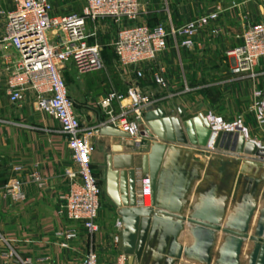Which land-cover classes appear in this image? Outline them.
<instances>
[{"label": "crops", "instance_id": "0c3cea01", "mask_svg": "<svg viewBox=\"0 0 264 264\" xmlns=\"http://www.w3.org/2000/svg\"><path fill=\"white\" fill-rule=\"evenodd\" d=\"M51 1L57 15L78 13L84 7L83 0ZM140 3L142 14L139 23L151 27L163 24L168 30L171 24L180 28L194 19L220 12L218 21L196 38L197 45L193 50L178 52L170 43L169 49L159 56L153 68L146 71L141 89L144 96L155 102L154 109L161 110L168 118L180 120L189 115L206 118L210 113L225 121L242 118L251 140L264 145V134L254 113V93L264 89V60L256 66L255 77H245L234 73L235 60L228 56V52L240 43L238 36L251 25L264 21V0H140ZM8 9H12L11 2ZM5 27L6 21L0 18V35ZM2 66L3 60L0 59V69ZM154 69L164 72L167 88L156 84ZM5 89L1 84L0 264H21L20 260L30 264H80L90 250L97 253L101 264H115L123 252L112 242L114 224L120 220L114 202L115 175H120L118 184L129 185L128 156L132 154L136 174L129 186L134 195L130 205H138L142 181L150 177L142 172V158L148 156L154 146L165 144L157 137L151 138V131L146 126L150 138H145L144 149L136 153L127 151L123 158H119L109 149L126 144L125 140L100 134L92 139L93 173L99 185L103 183L102 190L103 187L105 189L99 217L101 229L94 236L81 231L76 242L69 248H63L64 240L59 235L70 226L65 215L66 173L79 168L73 162L59 122L39 112L35 96L27 93L14 106L7 99ZM73 102L79 109L77 113L85 129L97 130L108 121V117L102 119L99 109L90 102L76 98ZM15 168L24 170L22 178L26 199L20 204L4 195L6 185L15 176ZM162 171L164 178L155 181L152 189L153 200H157L160 209L177 211V215L187 218L205 216L217 220L222 228L243 224L244 219L254 213V194L264 191V163L257 165L255 161L213 151L204 152L182 145L167 146ZM34 172H39L46 181L45 188L32 182L30 175ZM180 186L182 190L178 192ZM248 225L250 227L252 222ZM160 232L152 233L150 230L141 235L139 264H144L149 258L156 260V264H166V259H170L171 238L165 241L164 231L161 229ZM249 233L252 235V231ZM214 240L209 253L210 264H231L224 257L230 237L220 232L215 234ZM196 243L190 226L185 224L178 238L179 247L189 250ZM249 244L254 252L255 245L246 241L239 264ZM157 251L160 252L159 257L156 256ZM166 253L167 256L164 255ZM179 262L206 264L184 255Z\"/></svg>", "mask_w": 264, "mask_h": 264}, {"label": "built area", "instance_id": "2783aa9c", "mask_svg": "<svg viewBox=\"0 0 264 264\" xmlns=\"http://www.w3.org/2000/svg\"><path fill=\"white\" fill-rule=\"evenodd\" d=\"M11 2L12 9H8ZM84 7L78 13L57 15L51 0H0V18L6 21L5 31L0 35V85H5V95L16 106L23 96L32 93L39 112L58 121L64 134L73 162L78 171H67L68 191L64 196L65 215L70 226L59 235L63 248L79 239L86 231L90 236L100 232L99 217L103 209L102 193L92 168V139L99 136L105 126L120 129L130 136L127 144L145 145V108L155 107V102L144 96L141 81L146 71L156 63L173 43L175 49L193 50L201 32L218 21L220 12L194 19L180 28L171 24L151 27L139 23L142 14L140 0H83ZM107 33L108 45L115 53L117 64L123 74L131 77L125 93L112 90L98 103L108 121L97 130L83 127L75 104L70 97L64 72L72 65L82 75L102 71L105 68L100 34ZM240 43L228 52L234 58V73L255 77L254 71L264 60V21L247 28L237 38ZM154 80L161 88H167L163 71L154 69ZM1 95V94H0ZM254 113L260 131L264 134V89L254 93ZM214 134L220 132L240 133L247 141L249 129L242 118L225 121L213 113L206 117ZM141 125L145 126L141 130ZM215 137V135H214ZM255 142V141H253ZM259 148L264 145L255 142ZM144 149V148H143ZM23 168L14 169V177L4 189V195L14 203H23ZM40 188L46 181L39 172L30 175ZM152 180L142 181L138 205L152 207ZM121 220L114 224L113 245L122 248ZM21 264H30L20 260ZM78 264V263H72ZM80 264H101L94 250H90ZM115 264H128L127 257L119 254Z\"/></svg>", "mask_w": 264, "mask_h": 264}, {"label": "water", "instance_id": "95a60500", "mask_svg": "<svg viewBox=\"0 0 264 264\" xmlns=\"http://www.w3.org/2000/svg\"><path fill=\"white\" fill-rule=\"evenodd\" d=\"M145 124L151 131V138L157 137L164 146H154L148 156L142 158V172L149 175L152 185L159 179L164 178L162 164L166 154L167 146H187L199 149L201 151H213L224 155L234 156L240 160L255 161L257 165L264 163V149L258 147L253 141H247L240 133L220 132L214 134L211 126L202 115H189L185 118L172 119L168 118L161 110H155L149 106L145 108ZM141 130L145 129L141 125ZM100 135L106 138H116L128 140L130 136L120 129L105 126L101 129ZM215 135V137H214ZM139 146L123 144L118 147L110 148L109 151L123 155L129 151L136 153ZM129 185L120 181V175H115V205L118 208V216L124 225L122 232V249L123 254L128 259V264H139L142 242H140L143 232L164 231L165 241L171 238L168 264H177L182 260L183 255L189 259L196 258L200 262L210 264V251L214 245L216 233H223L230 237L228 250L225 258L231 264H239V256L242 253L244 244L249 241L255 245L252 254V264H264V211L256 229L255 235L249 233V223L252 214H249L243 224L231 225L222 228L217 220L205 216H193L187 218L177 215L176 212L160 209L157 200H153L152 207L147 208L140 205H130L133 199V190H130V182L134 180L136 171L134 168L135 157L129 154ZM122 160V159H120ZM120 185V186H119ZM153 189V186H152ZM182 190V186L177 190ZM178 194V201H180ZM254 212V209L253 211ZM190 226L191 235L197 243L194 248L184 250L178 245V238L184 230V225ZM166 243V242H165Z\"/></svg>", "mask_w": 264, "mask_h": 264}, {"label": "rangeland", "instance_id": "374dc122", "mask_svg": "<svg viewBox=\"0 0 264 264\" xmlns=\"http://www.w3.org/2000/svg\"><path fill=\"white\" fill-rule=\"evenodd\" d=\"M100 41L105 49L103 54L105 68L99 72L82 75L77 72L72 65H69L64 72V78L66 79L71 99L74 100V98H76L78 100H83V102H90L92 106L99 109L98 111L100 112L102 119H105L107 115L99 108L98 103L112 90L125 93L131 84V77L125 76L119 68L115 53L113 49L108 46L111 42L110 36L107 33H101ZM78 110L79 109L76 106V112ZM102 185L99 186L103 196L105 189L103 187L102 190ZM253 201L254 203L252 205L254 207V213L253 219L251 220L252 225L250 226V231H252V235H255L261 218V213L264 211V191L261 193L258 192V194L255 193ZM155 233L160 234L161 232L156 231ZM159 245H162V243H159ZM252 252L253 247L249 244V246H246L240 259V264H252ZM159 255L160 252L157 251L156 256L159 257ZM164 255L167 256V253ZM155 261L156 260H153V258H149L144 262V264H156ZM160 261L162 262L163 260ZM165 263L168 264V259H166Z\"/></svg>", "mask_w": 264, "mask_h": 264}, {"label": "trees", "instance_id": "16d2710c", "mask_svg": "<svg viewBox=\"0 0 264 264\" xmlns=\"http://www.w3.org/2000/svg\"><path fill=\"white\" fill-rule=\"evenodd\" d=\"M104 52H105V49H104V47H103V51H102V54H104Z\"/></svg>", "mask_w": 264, "mask_h": 264}]
</instances>
